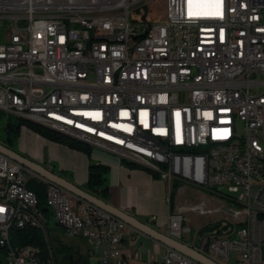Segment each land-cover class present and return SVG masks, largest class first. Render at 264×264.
Wrapping results in <instances>:
<instances>
[{"label": "built area", "instance_id": "obj_1", "mask_svg": "<svg viewBox=\"0 0 264 264\" xmlns=\"http://www.w3.org/2000/svg\"><path fill=\"white\" fill-rule=\"evenodd\" d=\"M141 1L0 0V111L233 202L237 225L194 247L221 264H263L264 0H164L155 21L133 16ZM190 4L213 14L190 15ZM32 175L66 237L85 240L97 264H130L125 230L131 243L145 233L0 152L2 264H46L42 246L11 239L29 223L48 229L60 264ZM148 219L189 243L182 207ZM157 242V264H201Z\"/></svg>", "mask_w": 264, "mask_h": 264}, {"label": "crops", "instance_id": "obj_2", "mask_svg": "<svg viewBox=\"0 0 264 264\" xmlns=\"http://www.w3.org/2000/svg\"><path fill=\"white\" fill-rule=\"evenodd\" d=\"M8 146L86 191L85 184L89 163L95 162L106 165L108 167L106 178L108 186L107 202L144 222H147V217L150 214H156L160 221L164 223L168 214L175 212L178 208H175L172 203L175 194L172 192L173 181L170 183L165 182L151 175L143 167L128 163L117 155L100 148L90 146L89 152L74 149L63 143L50 140L25 125L20 128L19 136L14 144ZM181 183L185 182H178L177 189L180 188ZM27 186L37 192L39 191L41 201L45 202L47 184L43 179L32 175L27 181ZM44 215L49 229L53 231L52 237L60 241L61 244L66 245L67 242L58 236L59 231L63 233L62 229L56 225H51L52 212L47 209ZM218 222L222 224L223 219L220 218L218 221L217 219L215 221L212 219L207 220L193 231L192 228L186 225L185 220L184 226L190 228V231L185 234L184 240L193 246L204 244L208 236L200 238L198 230L205 225ZM151 226L159 231L166 232L163 226H157L153 223H151ZM131 235L132 232L126 229L122 241L123 254L129 263L157 264L158 254L161 251L160 244L156 240L145 236H139L136 238L135 243H131Z\"/></svg>", "mask_w": 264, "mask_h": 264}, {"label": "rangeland", "instance_id": "obj_3", "mask_svg": "<svg viewBox=\"0 0 264 264\" xmlns=\"http://www.w3.org/2000/svg\"><path fill=\"white\" fill-rule=\"evenodd\" d=\"M147 0H143L139 2L138 7L140 9L133 13V16L136 18L142 17L144 12H146V20L155 21L162 20L165 18V8H164V0H154L151 5L146 8L142 5ZM4 31H0V41L3 40ZM46 78L47 76H42V78ZM6 114H0V142H5V129L4 123L6 121ZM19 136V134H18ZM18 138V137H17ZM16 138V140H17ZM15 140V141H16ZM14 141V142H15ZM8 145L7 143H5ZM9 144L10 146L13 145ZM185 185L184 187L182 185ZM180 188H178L173 195L172 203L173 206L182 207V214L185 217L186 225L196 230L199 225H202L207 220L217 221L222 218L223 222L227 224L225 226H221L222 233L226 231L229 227H234L237 225V219L233 214V210L237 207L233 202H229L223 198L216 196L215 194L207 191L203 188L197 187L195 185L189 184L187 182L181 183ZM75 205V204H74ZM74 207V206H73ZM196 207H199V210H196ZM51 225H54V221L51 220ZM49 233L52 235V229H49ZM58 236L63 239L65 242L73 244L79 248L81 253H83L88 264H97L96 258L89 253L90 246L88 243L80 238L75 237H66L61 231L58 232Z\"/></svg>", "mask_w": 264, "mask_h": 264}, {"label": "trees", "instance_id": "obj_4", "mask_svg": "<svg viewBox=\"0 0 264 264\" xmlns=\"http://www.w3.org/2000/svg\"><path fill=\"white\" fill-rule=\"evenodd\" d=\"M0 114H4L0 111ZM6 121L4 123L5 129V143L12 144L18 137L20 128L25 125L28 128L32 129L33 131L41 134L42 136L56 141L63 143L71 148L83 150L85 152H89L90 146L87 144L72 139L64 134L56 132L54 130H50L38 124H35L27 119L16 115L6 114ZM7 145V146H8ZM9 147V146H8ZM108 167L101 163L91 162L88 165V174H87V181L85 184V188L87 191L91 192L92 194L102 198L103 200L107 201L108 197V186L106 184ZM156 177V175H154ZM37 196L39 198V208L42 212L47 210V207L44 206V203L41 201V197L39 196V191L37 192ZM220 227V222L216 224H208L203 226L198 230V234L200 238L211 236L215 229ZM11 239L14 244L16 245H26V244H35V245H44V239L40 230L36 229L32 225H26L23 228L13 227L10 230ZM198 247V245H196ZM65 245L58 244L56 246L57 252L60 255V264H71L68 258H65ZM7 251V247L3 244H0V264L4 261V253ZM81 264H88L85 257L82 260Z\"/></svg>", "mask_w": 264, "mask_h": 264}, {"label": "water", "instance_id": "obj_5", "mask_svg": "<svg viewBox=\"0 0 264 264\" xmlns=\"http://www.w3.org/2000/svg\"><path fill=\"white\" fill-rule=\"evenodd\" d=\"M0 152L6 154L12 159H15L16 161L20 162L24 166L30 168L32 171L42 176L43 178L47 179L48 181L54 182L60 185L72 195L92 202L93 204L99 206L103 210L111 213L112 215H115L123 219L130 226L139 229L140 231L145 233L148 237L182 252L183 254L187 255L193 260L198 261L201 264H221L220 262L214 260L208 255L197 250L193 245H189L183 241L170 237L166 233L159 231L153 226H150L149 224L143 222L136 216L131 215L128 212L103 200L102 198H99L98 196L84 190L83 188L79 187L75 183L69 181L68 179L63 178L61 175L54 173L52 170L47 169L43 165L21 155L17 151L4 145L1 142H0ZM172 185H173L172 192L175 193L177 190L178 182L174 180L172 182ZM226 224H227L226 222H222L221 226H225ZM220 229L221 227L218 230H215L214 232L217 234ZM81 257L82 256L80 255L79 258L76 259L75 264H79ZM71 259L72 257H69V260Z\"/></svg>", "mask_w": 264, "mask_h": 264}, {"label": "bare ground", "instance_id": "obj_6", "mask_svg": "<svg viewBox=\"0 0 264 264\" xmlns=\"http://www.w3.org/2000/svg\"><path fill=\"white\" fill-rule=\"evenodd\" d=\"M48 84H49V76H47L46 78H42L40 77L39 78V87H48ZM55 85L56 86H64V77H55ZM5 145V144H4ZM7 146V145H6ZM40 176V175H39ZM42 177V176H41ZM89 192V191H88ZM91 193V192H90ZM100 198V197H99ZM75 204V205H74ZM74 206V207H73ZM72 207L73 208H76V202L75 200L73 201V204H72ZM111 214V213H110ZM112 215V214H111ZM115 216V215H113ZM117 217V216H116ZM149 217V216H148ZM147 217V224H149L151 226V223L149 221ZM119 218V217H118ZM121 219V218H120ZM144 222V221H143ZM30 225L34 226L36 229L40 230L41 233H42V236H43V239H44V245L42 246V250H44L45 252V262L46 264H54L55 263V248L53 246V240H51L50 237H48V229L47 228H43L41 225H38V223H29ZM183 225H184V222H183ZM231 226L229 225V227L226 229L229 230ZM220 228V227H219ZM218 228V229H219ZM218 229H215V230H218ZM214 230V231H215ZM213 231L212 235L208 236L207 238V241L204 243L205 245L210 241V239L212 237H219L220 234H222V232L220 233V231H222V228L219 230V232L216 234L215 232ZM186 243V242H185ZM0 244H3L7 247L8 249V242L7 241H0ZM188 244V243H187ZM190 245V244H189ZM59 254V253H58Z\"/></svg>", "mask_w": 264, "mask_h": 264}, {"label": "flooded vegetation", "instance_id": "obj_7", "mask_svg": "<svg viewBox=\"0 0 264 264\" xmlns=\"http://www.w3.org/2000/svg\"><path fill=\"white\" fill-rule=\"evenodd\" d=\"M64 249H65V252H64L65 258L69 259V257H72V259L69 260V262H71V264H75L76 259L79 258L80 255L82 257L79 261V264L82 263L84 255H83V253H81V251L79 250V248L77 246L70 244V243H66Z\"/></svg>", "mask_w": 264, "mask_h": 264}, {"label": "snow or ice", "instance_id": "obj_8", "mask_svg": "<svg viewBox=\"0 0 264 264\" xmlns=\"http://www.w3.org/2000/svg\"><path fill=\"white\" fill-rule=\"evenodd\" d=\"M189 14H190V15H193V14H195V15H205V14H213V13H201V12L193 13V12L191 11V4H190V11H189ZM214 14H219V13L217 12V13H214Z\"/></svg>", "mask_w": 264, "mask_h": 264}]
</instances>
